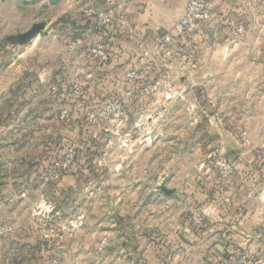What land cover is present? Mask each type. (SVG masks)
I'll return each mask as SVG.
<instances>
[{
	"label": "rangeland",
	"instance_id": "1",
	"mask_svg": "<svg viewBox=\"0 0 264 264\" xmlns=\"http://www.w3.org/2000/svg\"><path fill=\"white\" fill-rule=\"evenodd\" d=\"M254 3L231 27L170 34L143 62L111 63L107 44L94 51L107 62L89 59L69 30L61 67L19 48L41 18L34 0H0V264H194L207 247L217 263L264 264V239L234 255L226 239L195 238L206 213L233 226L239 203L264 196L251 174L264 171Z\"/></svg>",
	"mask_w": 264,
	"mask_h": 264
},
{
	"label": "crops",
	"instance_id": "2",
	"mask_svg": "<svg viewBox=\"0 0 264 264\" xmlns=\"http://www.w3.org/2000/svg\"><path fill=\"white\" fill-rule=\"evenodd\" d=\"M205 1L209 7V27L212 26L218 29H222V25L226 26L225 24H228L229 27L233 26L234 23L229 25V21L236 19V16L242 13L252 16L258 13L257 9H261L254 3L256 0ZM241 5L245 10H242ZM34 8L36 14L41 18L35 20L36 23H33V29L27 30V32L29 31L27 40L22 42L21 45L19 44V48L28 46L27 56H33L31 63L37 62L39 64L48 61L59 64L60 60V66L62 67L68 54L64 45H62L61 36L63 32L67 33V31H71L72 35L75 34L73 37L86 38L85 42L82 41V47L85 48L86 46L87 51L90 52V55H87L89 59L99 61L97 53H94V51L100 49V45L107 44L110 51L106 48L111 57V59L109 57L111 63L122 59L124 62L148 60L149 54L147 57L143 54L145 50L154 45L157 48L161 47L163 43L156 42L166 34L174 36L182 33L175 26L184 13L185 2L184 0H34ZM107 12L109 13L110 22L103 25L99 16ZM225 17H229V21ZM61 18L62 20L59 23L54 24L49 30L47 29L46 24ZM229 27L225 28L229 30ZM178 31L179 33H177ZM138 50H140V54L136 53ZM79 57H81L80 54L77 58ZM77 62H79V59ZM32 68H34V65ZM253 173L255 174L254 177L257 175L264 176V171H251V174ZM260 184L261 182L258 180L255 185V193L258 195H260L259 193L263 188ZM254 199L255 203L252 201L251 206L247 203H239L243 207V212L239 213L233 226H227V219L224 220L223 217V219L218 217V211L216 213H214L215 211H211L209 214L206 213L208 217L204 219L203 223L205 229H207L200 232V235L195 238L198 240L211 238V241L216 237L226 239L229 241L230 247H221V249L234 253V255H237L240 248L249 240L259 241L264 239V196L260 195ZM220 206L228 208L230 205L229 203L219 202L217 205H211L217 210ZM216 251H218L217 248L207 247L205 251L196 253L200 257L196 258L194 264H229L223 262L219 255H217L219 258V260L217 259L218 263L215 259H212L211 254H217ZM225 251H222L223 255L226 254ZM208 255H210V258H206L204 261L202 256L206 257Z\"/></svg>",
	"mask_w": 264,
	"mask_h": 264
},
{
	"label": "built area",
	"instance_id": "3",
	"mask_svg": "<svg viewBox=\"0 0 264 264\" xmlns=\"http://www.w3.org/2000/svg\"><path fill=\"white\" fill-rule=\"evenodd\" d=\"M185 9L183 15L178 19L176 27L180 30L187 32H199L205 24L210 20L209 16V7L206 1L204 0H184ZM102 24H107L110 22L109 13L100 15ZM171 40V36L166 34L161 39L159 43H167ZM82 43L81 40L77 39L68 43V49L75 50ZM98 58L101 62H107L109 57L106 53L98 51ZM230 170V168H229ZM224 174L229 175L231 171H223ZM56 173L53 177H56Z\"/></svg>",
	"mask_w": 264,
	"mask_h": 264
}]
</instances>
